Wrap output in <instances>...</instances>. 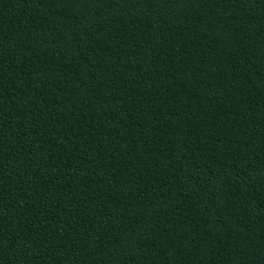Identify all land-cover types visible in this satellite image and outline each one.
I'll use <instances>...</instances> for the list:
<instances>
[{
	"label": "trees",
	"instance_id": "16d2710c",
	"mask_svg": "<svg viewBox=\"0 0 264 264\" xmlns=\"http://www.w3.org/2000/svg\"><path fill=\"white\" fill-rule=\"evenodd\" d=\"M0 264H264V0H0Z\"/></svg>",
	"mask_w": 264,
	"mask_h": 264
}]
</instances>
